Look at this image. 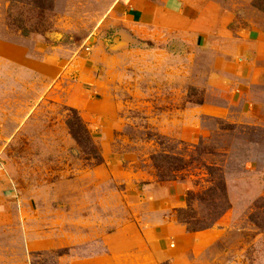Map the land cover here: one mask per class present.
Listing matches in <instances>:
<instances>
[{
	"label": "rangeland",
	"instance_id": "obj_1",
	"mask_svg": "<svg viewBox=\"0 0 264 264\" xmlns=\"http://www.w3.org/2000/svg\"><path fill=\"white\" fill-rule=\"evenodd\" d=\"M192 1L0 0V264H264V0Z\"/></svg>",
	"mask_w": 264,
	"mask_h": 264
},
{
	"label": "trees",
	"instance_id": "obj_2",
	"mask_svg": "<svg viewBox=\"0 0 264 264\" xmlns=\"http://www.w3.org/2000/svg\"><path fill=\"white\" fill-rule=\"evenodd\" d=\"M70 117L67 118L66 126L68 129L69 134L71 135L74 142L78 145V147L82 150L83 153L90 156L92 159L99 161L100 158L97 154L94 145L92 144V136L87 131L86 127L83 125L82 121L78 117L76 111L69 110ZM185 213L182 210H178L176 213L177 221L182 222L186 220ZM187 225V229L190 231H194L191 226H195L194 223H185ZM190 224V227L188 226Z\"/></svg>",
	"mask_w": 264,
	"mask_h": 264
},
{
	"label": "crops",
	"instance_id": "obj_3",
	"mask_svg": "<svg viewBox=\"0 0 264 264\" xmlns=\"http://www.w3.org/2000/svg\"><path fill=\"white\" fill-rule=\"evenodd\" d=\"M168 9L166 12L171 15L182 13L184 10L192 8V0H165Z\"/></svg>",
	"mask_w": 264,
	"mask_h": 264
}]
</instances>
